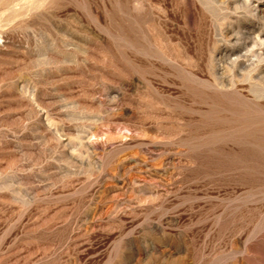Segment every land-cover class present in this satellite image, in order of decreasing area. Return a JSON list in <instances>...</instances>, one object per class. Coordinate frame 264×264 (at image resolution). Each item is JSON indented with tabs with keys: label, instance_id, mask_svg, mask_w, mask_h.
I'll list each match as a JSON object with an SVG mask.
<instances>
[{
	"label": "rangeland",
	"instance_id": "obj_1",
	"mask_svg": "<svg viewBox=\"0 0 264 264\" xmlns=\"http://www.w3.org/2000/svg\"><path fill=\"white\" fill-rule=\"evenodd\" d=\"M0 264H264V0H0Z\"/></svg>",
	"mask_w": 264,
	"mask_h": 264
}]
</instances>
